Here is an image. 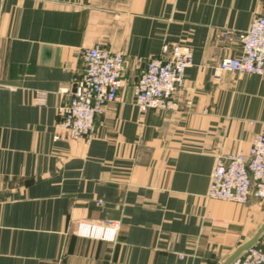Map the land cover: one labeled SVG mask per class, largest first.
<instances>
[{
	"label": "crops",
	"instance_id": "1",
	"mask_svg": "<svg viewBox=\"0 0 264 264\" xmlns=\"http://www.w3.org/2000/svg\"><path fill=\"white\" fill-rule=\"evenodd\" d=\"M260 16L264 0H0V264H222L250 240L264 200L207 191L216 159H247L264 123V73L213 76ZM175 44L192 52L177 109L140 114L133 86ZM96 45L124 57L118 99L89 139L57 140ZM104 222L113 242L77 233Z\"/></svg>",
	"mask_w": 264,
	"mask_h": 264
},
{
	"label": "built area",
	"instance_id": "2",
	"mask_svg": "<svg viewBox=\"0 0 264 264\" xmlns=\"http://www.w3.org/2000/svg\"><path fill=\"white\" fill-rule=\"evenodd\" d=\"M224 37L227 33L223 34ZM239 52L222 59L213 67V76L222 74L262 75L264 73V16L255 17L248 29L235 35ZM158 57L147 61L133 86V101L140 114L148 111L174 112L175 95L184 87L185 71L191 66L192 52L185 45H164ZM83 68L73 80L74 91L57 107V140L90 138L105 106L118 99L122 86L124 57L98 45L81 52ZM44 95L36 98L44 105ZM207 197L212 200L246 205L250 199L264 200V123L248 149L241 154L218 157L210 174ZM116 223H80L78 235L88 239L113 242ZM231 264H264V248L254 246Z\"/></svg>",
	"mask_w": 264,
	"mask_h": 264
},
{
	"label": "water",
	"instance_id": "3",
	"mask_svg": "<svg viewBox=\"0 0 264 264\" xmlns=\"http://www.w3.org/2000/svg\"><path fill=\"white\" fill-rule=\"evenodd\" d=\"M263 232H264V221L260 226V228L258 229V231L255 233V235L250 240L237 247L234 250V252L225 261H223L222 264H231L233 261L239 258L245 251L253 248Z\"/></svg>",
	"mask_w": 264,
	"mask_h": 264
},
{
	"label": "rangeland",
	"instance_id": "4",
	"mask_svg": "<svg viewBox=\"0 0 264 264\" xmlns=\"http://www.w3.org/2000/svg\"><path fill=\"white\" fill-rule=\"evenodd\" d=\"M219 201V200H218ZM232 203V202H231ZM79 226V225H78ZM77 233H78V227H77ZM81 237V236H80ZM83 238H85V237H83ZM256 246V245H255ZM257 247H261V248H264V246H259V245H257Z\"/></svg>",
	"mask_w": 264,
	"mask_h": 264
}]
</instances>
